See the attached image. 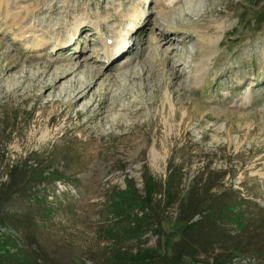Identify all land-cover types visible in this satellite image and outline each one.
I'll use <instances>...</instances> for the list:
<instances>
[{
    "label": "rangeland",
    "instance_id": "374dc122",
    "mask_svg": "<svg viewBox=\"0 0 264 264\" xmlns=\"http://www.w3.org/2000/svg\"><path fill=\"white\" fill-rule=\"evenodd\" d=\"M0 2V264H122L162 251L189 192L232 193L245 213L201 228L216 243L193 264L221 252V232L260 237L232 264H264V0ZM102 39L120 41L109 55ZM11 167L26 172L14 191ZM146 177L156 192L132 209Z\"/></svg>",
    "mask_w": 264,
    "mask_h": 264
},
{
    "label": "trees",
    "instance_id": "16d2710c",
    "mask_svg": "<svg viewBox=\"0 0 264 264\" xmlns=\"http://www.w3.org/2000/svg\"><path fill=\"white\" fill-rule=\"evenodd\" d=\"M177 168L169 166L168 173L166 176V197L168 200H171L174 197V193L171 188L174 190L178 186L176 184L177 178ZM25 171L20 170L18 167H11L8 174V183L7 189L14 191L19 186V179H23L20 182L24 184V175ZM26 178V177H25ZM144 182V191L146 197L139 196L136 193L135 189H132L134 194L131 197L130 203L132 209H147L152 196L156 192L157 186L154 182L151 181L149 177L143 179ZM170 188V191H169ZM232 194V193H231ZM228 194L225 198H222L223 195L215 196L211 195L212 198L205 197V192H201L198 195L189 192L186 195V199L183 203L178 204L175 223L173 224L174 228L173 233L170 235L168 244L165 246V249L159 251L156 249H142L137 250L135 253L123 254L122 258L125 260L122 264H193L196 258L202 254H208L207 248L213 247L216 243L215 241H209L207 238H201L199 231L201 228H218L220 219L222 217L228 218L227 215L235 218L234 222H237L238 219H241V215H245L244 212H241L239 209L243 206V203L235 204L232 200V195ZM4 192L0 191V202L5 201ZM151 195V196H150ZM124 198H120L117 202H114V205L117 206V209L121 207L122 201ZM174 201L173 203H175ZM230 202H232L230 204ZM172 203V204H173ZM234 205L237 207L233 208ZM151 212V210H150ZM227 214V215H226ZM6 216L0 210V224L6 223ZM139 220V221H138ZM150 214L146 218L135 219L136 223H139L137 227H144L148 222H150ZM215 220V222H213ZM124 222V221H122ZM233 222V223H234ZM133 223V222H130ZM218 225V226H217ZM240 226V225H239ZM238 226V227H239ZM246 225L244 226V228ZM246 229V228H245ZM243 229L246 236V230ZM226 235V234H225ZM222 245L220 250L221 252L215 254L211 257L210 264H232L234 258L238 257L239 252L242 249L250 248V250H258L260 247L257 245L261 239L260 237L257 240H251L252 238H247V242L234 241V239L226 241L227 239L223 237L222 232L219 234ZM233 252L232 255H229L228 252ZM115 263H118L114 260ZM30 264H35L34 260H30ZM209 264V263H208Z\"/></svg>",
    "mask_w": 264,
    "mask_h": 264
},
{
    "label": "bare ground",
    "instance_id": "6f19581e",
    "mask_svg": "<svg viewBox=\"0 0 264 264\" xmlns=\"http://www.w3.org/2000/svg\"><path fill=\"white\" fill-rule=\"evenodd\" d=\"M0 3H2V2H0ZM135 13L136 12H134V15H132V22H134L135 23ZM138 18V17H137ZM17 25H19V24H17ZM74 30V29H73ZM159 37V39H158V42H166V41H169L170 42V37L168 36V37H166L165 35H159L158 36ZM63 39L65 38V37H62ZM67 38V37H66ZM119 39H116L114 42H111V44L113 45H108V41H104L103 39H102V42H104V46H105V50H104V52L106 53V54H109L110 55V52L111 51H113L112 49L114 48V45H117L118 43H119ZM157 41V38H155V42ZM66 42V41H65ZM129 47V46H128ZM39 48H42V45H39ZM118 48H116V50H117ZM116 52V51H115ZM115 54V53H114ZM52 67L50 66V65H48V66H46V67H44V73L45 72H47V71H50V69H51ZM9 69H12V68H9ZM76 68L75 67H73V66H71L68 70H65V71H60L56 76H55V79L54 78H52V79H54V80H50V82H49V84H48V86H47V88H49V89H52V90H56V89H59L60 87H61V85H60V81H58V80H61V79H63V78H66L67 77V75H69L70 74V71H74ZM88 81H90L89 79H87V81L86 82H84L83 84H82V86H81V88H79V89H74V90H72V104L74 105L77 101H79L80 99H84V98H86L87 97V95H88V93H89V91H90V89L89 88H86L85 87V85H86V83L88 82ZM46 88V89H47ZM98 116H100V113L98 114Z\"/></svg>",
    "mask_w": 264,
    "mask_h": 264
}]
</instances>
